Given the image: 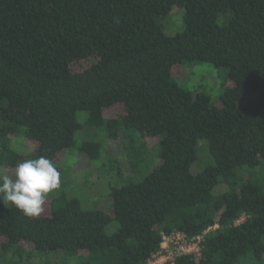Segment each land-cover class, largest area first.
I'll list each match as a JSON object with an SVG mask.
<instances>
[{"label":"trees","instance_id":"trees-1","mask_svg":"<svg viewBox=\"0 0 264 264\" xmlns=\"http://www.w3.org/2000/svg\"><path fill=\"white\" fill-rule=\"evenodd\" d=\"M196 62L227 69L219 103L174 77ZM86 129L124 139L128 173L99 138L77 140ZM151 139L158 163L135 180ZM73 148L123 178L110 209L84 208L65 180L45 215L0 201V264H145L163 232L207 229L201 256L175 264H264V0H0V168L45 156L60 171Z\"/></svg>","mask_w":264,"mask_h":264},{"label":"rangeland","instance_id":"rangeland-1","mask_svg":"<svg viewBox=\"0 0 264 264\" xmlns=\"http://www.w3.org/2000/svg\"><path fill=\"white\" fill-rule=\"evenodd\" d=\"M184 19H183V9L174 7L170 14L164 18V24L167 28V31L170 34L178 33L182 31L184 28ZM83 66V63L77 65L76 68H80ZM227 73V69L218 68L212 63L208 62H196L193 64H176L173 67V75L176 77L181 86L188 90L192 91H200L209 94L212 99L219 103V96L223 92L225 85L227 84L225 75ZM120 113H122V106L115 105L112 108L105 109L104 115L107 118L117 117ZM82 113L79 115V119L82 120ZM82 131V130H81ZM81 131L77 132L76 138L78 141L82 139H86L89 137L99 138L103 142L104 156L106 158H115L117 156H121L122 161L121 164L123 166L124 173L129 172L128 166L124 164L126 160L123 161L122 156V139H111L106 136V132H98L97 136H93L94 130H84L82 134H79ZM92 133L89 134V133ZM83 137V138H82ZM156 140L151 139L148 140V148L149 152H147L144 156L146 157V163L141 168L139 174L136 175L135 180L142 179L145 175H147L150 171L158 163L156 153L158 152V147L156 145ZM25 148H27V152L29 150H34L36 145H33L32 141L24 142ZM199 156L198 161L195 164V172L203 169L206 161L210 160L207 155V150H204ZM57 165L61 171V180H65L62 182V190L67 193L70 197H77L82 203L84 208H102L106 211L110 209V198L109 194L111 192V188L117 187L123 183V178L112 176L105 171L108 167H102L100 165L104 164L105 160L100 162H96L95 165L90 161L87 154L84 152H78L76 148L66 150L57 155ZM8 170L9 174H11L14 169L3 167ZM61 188V187H60ZM54 192L48 194L45 204L42 206L44 211L41 213L43 215L47 214L50 211V202L53 197ZM117 223L110 225L108 227L109 232H115L117 229Z\"/></svg>","mask_w":264,"mask_h":264},{"label":"clouds","instance_id":"clouds-1","mask_svg":"<svg viewBox=\"0 0 264 264\" xmlns=\"http://www.w3.org/2000/svg\"><path fill=\"white\" fill-rule=\"evenodd\" d=\"M60 186L61 173L45 156L17 163L11 174L0 168V201L10 202L28 217L39 216L48 194Z\"/></svg>","mask_w":264,"mask_h":264},{"label":"built area","instance_id":"built-area-1","mask_svg":"<svg viewBox=\"0 0 264 264\" xmlns=\"http://www.w3.org/2000/svg\"><path fill=\"white\" fill-rule=\"evenodd\" d=\"M245 219L242 216L237 224ZM218 225L214 226V228ZM196 236H188L183 231H173L162 233V249L154 253L145 264H175L176 260L182 256L199 257L202 254L203 240L205 233Z\"/></svg>","mask_w":264,"mask_h":264}]
</instances>
